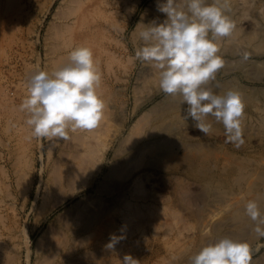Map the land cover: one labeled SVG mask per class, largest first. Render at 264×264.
I'll use <instances>...</instances> for the list:
<instances>
[{
	"label": "rangeland",
	"instance_id": "rangeland-1",
	"mask_svg": "<svg viewBox=\"0 0 264 264\" xmlns=\"http://www.w3.org/2000/svg\"><path fill=\"white\" fill-rule=\"evenodd\" d=\"M73 1L74 0H0V219L3 217L7 218L4 219V221L2 220L6 226H3V223H1L0 220V225L2 227L0 228V236L3 235L1 237L2 239L0 238V264H28L27 248L23 233L25 226L31 232V249H33V251L31 254L30 264H36L37 260L45 263L46 260L44 258V253H37V242L43 237V234H46L47 229H52L50 225L53 224L58 214L63 212L66 208H69L73 203L81 200V198L85 197L87 194H94L95 196L98 195V197L95 198V201H98L99 199L97 198H100V202H103L105 205L110 206L113 204L112 206H123V204H130V208L134 210L138 204L143 202V198H146V196L152 192H154V194L155 192H157L156 194H160L158 196H161L162 194V196L172 198L164 201V204L159 203L154 207L155 210H157L156 207L159 205H163L161 207L162 209L165 207V211L163 210L161 216H153L154 218L147 217L150 221H148L145 216H142L139 217L140 219H135V227L133 224L128 227L134 231L133 233L131 230L132 237L129 239L132 238L136 240H120L118 242L119 244L117 243V246L115 245L118 249L116 250L114 247L111 252L108 249V255H106V257L99 256L96 258L95 255L93 256L95 258L80 259V261H74L73 264H95V262H98L96 264H100L103 261L105 262V260L112 258H119L118 263L122 264L123 257L126 254H131L134 258L140 261V264H156V262L157 264H159L158 262H161L160 264H163V262L164 264H189V258L197 254L204 246L216 243L225 237L233 240L238 239L237 241L247 242L251 250L250 264H264V238L258 239L255 237L256 239H254L252 236L253 227H251V230L250 228H247L244 229L245 231L242 233L237 234L234 223L220 222L223 221L225 217L224 210L226 207H222V205L218 204H216L218 209L216 207L212 208L213 211H216L214 216L215 224H206L208 228L203 226L205 224L200 226L192 217V219L190 218L186 209L177 204L173 197L175 195L170 196L172 193H177L175 190L176 188H172L168 183V177L164 176L166 174L162 171L161 166L155 168L150 167L147 164L148 158H144L143 161L142 159H139L140 157L132 158L133 151L137 150L140 145L145 142H153L157 138L160 139L161 137L166 140H164L163 143L166 146H170L173 150L175 155L173 158L184 155L187 144L192 147H198L200 144L202 145L203 143H207V141L214 144V147L216 148H213V154L217 155L223 163H229L232 159V156L224 153L231 152L234 155L237 153L235 152L237 148L234 147L233 144L225 142V135L223 133L217 134L214 132L209 135H204L195 128L187 129L186 126H181L183 129L179 128L174 132L171 131L165 135L159 130L151 131L148 128L149 126L144 123L146 122L144 114H146L155 104L164 106L173 99V97L169 98V95L164 94L159 89V75H157V78L152 77V81L147 84L146 88H141L142 91L140 89L134 91L136 85L134 83L138 77L136 74H139L138 71L142 70L144 63L133 59L135 49L138 47L137 39L133 37V33L137 30L136 26L138 23H144L148 12L151 10L150 8H152L153 5L156 6L157 0H136V2L135 0H106L108 4L105 0H101V7L99 5L100 0L89 1L90 4H87V2L83 3V5L74 4ZM163 1L160 0V2ZM255 2L259 13L258 11H256L257 13L255 12V14L251 12V16L247 15L245 17H241L245 21L240 18V21L237 18H234L237 22H233L237 27H243L242 31H253V22L264 25V0H257ZM98 8L100 12L96 11ZM85 9L89 10L91 13L89 12L87 20L81 26V23L76 21L75 23L74 20H76V17L82 14ZM101 11L104 13L102 14ZM260 12L263 15L260 14ZM97 14L101 15V17ZM93 15L96 17L95 22H93L95 20ZM98 16L99 18H97ZM247 20L252 24L246 22ZM91 23L93 24L91 25ZM78 27L81 30H79L80 32L78 31ZM78 32L81 35H79ZM72 33L75 38L72 36ZM77 33L83 40H81L79 36V38L77 37ZM86 33L90 35L88 36ZM55 34L59 36L57 37ZM82 34L85 37V44H88L87 47L90 48L89 45H93H91L92 48L90 49L93 52V58L94 56L96 57L94 58V63L96 68L99 69L98 71L100 72L101 77L103 76L101 81L102 85H100L98 88L99 92H97L100 94L99 96L104 100V102L109 101V104L108 102L105 104L104 117L99 126L94 130H77L75 133L69 131V138L67 140L59 138H53L52 140L37 139L32 136V129L26 124V120L28 118L27 113L22 112L19 107L27 94V81L29 76L37 69L51 74L54 70H57V68L59 69L60 66L62 67L66 65L69 62L67 59L72 49L74 50L76 46L79 47V45H85L82 43L84 42ZM90 36L92 37L91 43ZM96 37H98L99 41H96ZM135 39L136 43H134ZM79 40H81L82 44L80 42L78 43ZM229 41L231 40H223V43L220 44L221 50L223 49V45L225 46V44H230ZM73 44H75V46ZM95 48L96 50H100V52L96 51ZM101 50L107 54L105 55L101 52ZM240 53L243 52L231 55L229 52L223 53V50L222 52L220 51L219 54L224 58L225 66L217 73L216 80L213 82V85L216 86L218 84L219 89L238 87L237 89L241 90L242 93L257 96L259 99L257 104L263 105L264 107V53L252 55V52H248L251 55H249V59L246 61L241 58ZM113 55H115V57H113ZM107 61H111L110 63L113 67ZM235 61L237 62L235 63ZM256 62L259 66H257ZM106 64L109 66L106 67ZM237 66H239V68ZM153 81H155L154 84ZM149 84L152 85L148 87ZM223 85L225 87H223ZM116 87H119L120 89H115ZM116 92L118 93L116 94L117 96H110ZM114 100L118 101L116 102ZM120 101L122 104L119 103ZM111 104L112 106H110ZM115 105L117 107V111L114 109ZM141 105L142 107L138 113L134 114L136 108ZM121 120L126 121L128 128L132 126L134 122L142 120L139 123V127L142 131L139 132L135 141H130L126 138L127 136L125 135H128V128L124 130V134L119 131ZM254 142L255 139L253 140V147L248 149L249 156L251 158H258L257 147ZM241 147L239 149H241ZM226 158L230 160H227ZM74 160L80 164L79 168L81 170V174H83V178L88 177L87 179H89L94 176V185L76 197L75 200L68 202L65 206L60 207L58 210H55L49 215L47 220L43 222L40 228L34 229V215L41 208L43 204L42 201L44 200L42 198V194H44L46 189L52 187L54 179L61 176L65 169L70 166L71 163L75 162ZM118 160L119 163H117ZM113 168L123 169L127 171V173L124 175H113ZM88 174L89 176H87ZM49 175L51 180L49 179ZM163 177H165V179ZM28 186H32L31 196H29L28 201L25 204V188ZM110 199L112 200L110 201ZM170 200H172V202ZM168 203L170 204L168 205ZM216 216H219L218 219L215 218ZM219 222L222 223L220 228L217 224ZM136 223H138V226ZM216 226L218 228H216ZM3 227H5V230ZM202 227H205V229ZM49 232L50 231H48V233ZM165 234H167L168 237L164 236ZM8 235L9 238L11 235L12 239L5 237ZM234 237L236 239H234ZM248 237L250 238L248 239ZM5 239L9 240L6 241ZM44 242L45 239H43L42 243ZM6 245L8 246L6 247ZM162 258L165 260L163 259L162 261ZM169 258H171V261ZM166 259L169 260L166 261Z\"/></svg>",
	"mask_w": 264,
	"mask_h": 264
},
{
	"label": "bare ground",
	"instance_id": "bare-ground-1",
	"mask_svg": "<svg viewBox=\"0 0 264 264\" xmlns=\"http://www.w3.org/2000/svg\"><path fill=\"white\" fill-rule=\"evenodd\" d=\"M70 1H72V0H70ZM89 1H93V0H74L73 3L74 4L76 3L78 5H81V4L83 5V3H87V2H88L87 4H90ZM102 1L101 0L99 1L100 2V4H99L100 7H101V2ZM255 1H257V0H230V11H228L226 14L230 16L232 21H236V20H234V18L235 19L237 18L239 20V18L243 19L241 17H245L247 15L251 16V14H250L251 12H253L255 14V12L258 11V13H259V10H257V5H256ZM105 2H106V0H105ZM135 2H136V0H135ZM163 2H165V1H163ZM208 2L211 3V0H208ZM23 6H25V5H23ZM153 6H152V8H150L151 10L148 12L146 20H144L143 24H145V25L151 23L153 20H156L157 23H160V22H163V20L166 18L163 13H160V12L157 11L156 6H154V7ZM96 11L100 12L99 8ZM89 12H90L89 10L85 9L82 14H80L78 17H76V20H74V22L76 21L78 23H81L80 25L82 26L83 23L87 20ZM103 13L104 12H102V14ZM93 14H94V12H93ZM260 14H262V13L260 12ZM97 15H99V14H97ZM99 16L101 17V15H99ZM99 16L97 18H99ZM61 18H63V17H61ZM247 18H249V17H247ZM253 18H254V16H253ZM90 20H88V21H90ZM95 21H96V17H95V20L93 22H95ZM74 22H73V25H74ZM246 22H248V20ZM248 23L252 24L250 22H248ZM92 24L93 23H91V25ZM245 24H247V23H245ZM253 24L255 26L254 27L253 25H251L254 28V30L252 29L253 31H250V32L249 31H242L243 27L240 26L241 27L240 28L239 26L238 27L236 26L233 34L230 37H226V38H223L220 41H218L219 44H221V43H223L224 39L231 40V41H229L230 44H225V46L223 45V49H222L223 53L224 52H227V53L229 52L231 55H235V54H238V52H244V51L245 52L246 51L252 52V55L264 53V25H262L260 23H257V22H253ZM115 25H116V23H115ZM141 27H142V25H141ZM245 27H246V25H245ZM79 30H80V28L78 29V31ZM139 31H140V28H137V30H135L134 33H133V37L137 39V45L138 46H139V41H138V32ZM103 32H105V31H103ZM78 33H77V37L79 35H81L80 33L78 35ZM86 34H88V33H86ZM89 35L90 34H88V36ZM72 36L74 37L73 33H72ZM82 36H83V34H82ZM96 36H97V34H96ZM103 38H105V37H103ZM90 39H91L90 40V43H91L92 37ZM93 39H94V37H93ZM95 39L97 41L98 37H96ZM136 39L134 40V43H136ZM81 40H83V39L81 38ZM81 40H79L78 43L79 42L81 43ZM82 43L85 44V37H84V42H82ZM96 44H94V45H96ZM73 45L75 46V44H73ZM91 45H89L90 48H92V46H93V45L92 46ZM79 46H81V45H79ZM84 46L87 47L88 44L86 43ZM67 47H69V46H67ZM100 47H102V46H100ZM95 50H96V48H95ZM222 50H221V52H222ZM60 51H61V49H60ZM96 51L100 52V50H98V49ZM101 52L104 53L105 55L107 54V53L103 52L102 50H101ZM249 55H251V54H249ZM97 56H98V54H97ZM103 57H104V55H103ZM113 57H115V55H113ZM94 58H96V57L94 56ZM98 60H99V58H98ZM98 60H97V62H98ZM100 60H102V59H100ZM109 60H111V59H109ZM116 60H115V62H116ZM107 62H109V61H107ZM236 62L237 61H235V63ZM256 64H257V62H256ZM109 65L106 64V67L109 66ZM241 65H242V63H241ZM111 66L113 67L112 64H111ZM143 66L144 67L142 68V70L138 71L139 74H136L138 77H137V80H135L136 82L134 83V84H136L134 91L135 90L137 91L138 89L141 90V88L142 89L146 88L147 84L152 81V77H156L157 78V75H159V72H158L157 69L152 68L151 66H149L147 64H144ZM257 66H259V65L257 64ZM237 67L239 68V66H237ZM105 69H107V68H105ZM263 70H261V71H263ZM118 80H120V79H118ZM256 80H258V79H256ZM113 82H114V80H113ZM154 82L155 81H153V84H154ZM151 85L152 84H149L148 87L151 86ZM211 86L217 92H223V91H226L228 89L238 90L241 93L242 98H243V102L245 104L243 124H242L245 143H244V146L241 147V149H237L235 151V152H237L236 153L237 155L236 154L234 155L231 152L224 153L226 155L232 156V159H231V161H229V163L221 162L220 159L217 157V155L213 154V148H216V147H214V144L210 143L209 141H207V143H203L202 145L200 144L198 147H192L189 144H187V146L185 147V154L182 155L181 157L173 158V157H175L173 150L171 149L170 146H166L163 143V141L165 139L163 137H161V136H160L161 137L160 139H158V138L156 140L154 139L155 141H153V142H145L142 145H140L139 147L137 146L138 147L137 150L133 151L132 158H135V157L139 158L140 157L139 159H142V161H143L144 158H148L147 164L150 167L155 168V167H158V166L160 167L161 166L162 171L166 174L164 176L168 177V183L171 185L172 188H174V187L176 188L175 190H176L177 193H175V194H173V193L170 194L169 193L170 196L171 195H175L173 197L176 200L177 204H179L182 208L186 209L188 211V214L190 215V218L192 217L200 226H202L203 224H205L203 226H206V224L207 225L215 224L214 216H215V212L216 211H213L212 208L213 207L215 208L216 204H218V205H222V207H226V209L224 210L225 211V217H224L223 221H220V222H223V223H234L235 226H236L237 234H240L243 231H245L244 229L250 228V230H251V227L255 226V223L253 221H251L250 218H248L246 216V214H245V205H246V203L249 200H256L258 202L260 208H261V211L264 212V107H263V105H258L257 104V101H259L257 96H255V95H247L245 93H242L241 90L237 89L238 87L237 88H233V87L230 86L231 88H227L228 87L227 86L226 87L227 89H219L215 85H213V83H212ZM223 87H225V86L223 85ZM117 88H119V87H116L115 89H117ZM129 90H131V89H129ZM97 91H98V89H97ZM121 93H123V92H121ZM116 94H118V93L117 92L113 93L110 96H113V95L115 96ZM171 97H173V96H169V98H171ZM114 101L117 102L118 100H114ZM121 101L119 103H121ZM167 101H169V100H167ZM106 102H108V104H109V101H106ZM106 102H105V104H106ZM158 103H160V102H158ZM142 105L138 106L136 108V111L134 112V114L138 113V111L141 109ZM110 106H112V104ZM122 106H124V105H122ZM116 108L117 107L115 105L114 109L116 110ZM184 108H186V105H182L181 104V98L179 96L173 97L172 101H170L168 104H166L164 106L159 105V104H155L151 109L148 110L147 113L145 112L146 114H144V119H145L146 122H144V123L149 126L148 128L151 131L159 130L162 134H165V135L167 133L171 132V131L174 132L175 130H177L179 128H182L181 126H186L187 129L194 128L192 126L193 122L191 120L186 122L183 119L182 115H183ZM122 110H124V109H122ZM122 112H120V113H122ZM117 115H119V114H117ZM117 118L119 119L118 116H117ZM148 118H149V120H148ZM122 120H121V124H120V130L119 129L118 130L123 133L124 130L126 128H128V127H127L126 121H122ZM126 120H127V118H126ZM209 120L213 124V131L211 133L215 132L217 134H220V133L224 134V128H223L222 124L216 123L214 121V118H212V117H210ZM140 121H142V120H138L137 122H134V124L128 128V133H127L128 135H125V136H127L126 138H128V140L135 141V139H137V136H138L139 132L142 131L141 128L139 127ZM121 132H120V134H121ZM117 135H119V134H117ZM159 135H161V134H159ZM121 138L123 139L122 136H121ZM254 139H255L254 143H256L255 146L257 147L258 158L257 157L256 158H251L249 156V150L248 149L253 147L252 144H253V140ZM87 151H86V153H87ZM134 152H136V153H134ZM116 153H117V151H116ZM129 156H131V155H129ZM128 160H130V159H128ZM227 160H230V159H227ZM76 161H77V159H76ZM76 161L71 163L70 166H68L65 169L64 173L62 172L63 174L61 176L55 178L54 181L52 180L53 184L48 180L52 184V187L51 188L47 187L48 189H46V190L44 188L45 191H44V194H42L43 195L42 198L44 199L42 201L43 204H42L41 208L34 215V226H33L34 229L40 228V226H42L43 222L46 221L47 218L49 217V215L51 213H53L55 210H58L60 207L65 206L68 202H71V201L75 200L76 197H78L80 194L84 193L86 190L90 189L94 185V182H95L94 176H93V178H89V179H87L88 177H86V176H85L86 178H83L82 177L83 174H81V170L79 168L80 164L77 163ZM125 161H127V160H125ZM117 163H119V160H118ZM123 165H124V163H123ZM61 168H63V167H61ZM125 168H127V167H125ZM110 169H111V167H110ZM124 171L125 170H123V169L113 168L112 174L113 175H124L125 173H127V171H125V172ZM93 173L96 174L95 172H93ZM87 176H89V174ZM91 177H92V175H91ZM50 178L51 177L49 175V179ZM163 178L165 179V177H163ZM44 185H46V184H44ZM191 186H195V187H191ZM31 188H32V186L31 187L28 186V187L25 188L26 189L25 190L26 191L25 198H24L25 199V204L27 203L29 196H31L30 195L31 194ZM162 190H164V189H162ZM175 190H173V191H175ZM41 191H43V190H41ZM128 191H126V192H128ZM164 191H166V190H164ZM156 193L157 192H155V194H154V192H152L149 195H147L146 198L142 197L143 198V202L138 204V206L134 210H132L130 208V206H131L130 204H126V205L123 204V206L125 205L124 207L123 206H118V205L112 206L113 204L109 206V205H105L103 202H100V198H97L99 200L95 201V198L98 197V195H96V196L94 194L85 195V197L81 198V200H79L76 203H73L69 208H66L63 212H61L60 214H58L56 216L53 224L50 225L52 229L51 230L47 229L46 234H43V237L40 238L39 241L37 242L38 243L37 253L38 254H39V252L44 253V258L46 260L45 263L43 262L44 264H49V263H54V264H73L74 261H80V259L95 258V257H93L95 255H96V258H98L99 256L100 257H103V256L106 257V255H108V253H107L108 249H106L105 245L107 243H109L111 236L114 235V236H117V237H123V239H121V240L134 241L136 239H132V238L129 239L130 237H132L131 230L133 231V229H129L128 227L131 226L132 224L135 227V223L134 222L136 221L135 220L136 218L138 219L139 217L145 216L146 219L148 220V218H152L153 216H159V215L161 216V213L163 212V210L165 211V209H164L165 207L163 209L161 208L163 205H159L158 207H156L157 210H155L154 207L157 206V204H159V203L164 204L165 203L164 201H167L168 199H171L172 197L169 196L170 198H168V196H162V194H161V196H158L160 194H156ZM144 197H145V195H144ZM111 200L112 199H110V201ZM101 201H102V198H101ZM170 201L172 202V200H170ZM0 202H1V200H0ZM128 203H130V202H128ZM169 204L170 203H168V205ZM219 208H220V206H219ZM219 211H221V210H219ZM172 213H173V211H172ZM220 214H221V212H220ZM2 216H4V215H2ZM221 216H222V214H221ZM218 217L216 216L215 218L218 219ZM4 219H7V218L3 217L0 220H1V223H3V226H6V224L3 222ZM176 219H178V218H176ZM144 220H145V218H144ZM148 221H150V219ZM220 222L217 223L219 225V228H220V226H222V223H220ZM136 224L138 226V223H136ZM0 228H2L1 225H0ZM3 228L5 230V227H3ZM159 228H160V226H159ZM202 228L205 229V227H202ZM206 228H208V227L206 226ZM216 228H218V227L216 226ZM6 230H9V229H6ZM48 231H50V232L48 233ZM23 233H24V238H25V240H24L25 241V245H26V248H27V261H28L27 263L30 264L31 254H32V251H33V249H31V247H32L31 232L25 226V229L23 230ZM133 233H134V231H133ZM181 233H183V232H181ZM4 234H6V233H4ZM229 234H231V233H229ZM11 235H10V238H11ZM2 236H0V238ZM164 236L168 237L167 234H165ZM252 236H253L254 239H256L255 237H257L254 232H252ZM5 237L9 238V235L5 236ZM12 237H14V236H12ZM240 238H243V237H240ZM249 238L250 237H248V239ZM43 239H45L44 243H42ZM234 239H236V238L234 237ZM5 240L8 241L7 239H5ZM242 240H244V239H242ZM1 244H2V242H1ZM7 246L8 245H6V247ZM4 249H5V247H4ZM117 249H118V247L116 248V250ZM110 252H111V250H110ZM35 253H36V251H35ZM164 258H162V261H163ZM118 259L112 258V259H109V260H105V262L103 261L100 264H119L118 263ZM169 259L171 261V258H169ZM168 260L166 259V261H168ZM43 263L39 262L38 260L36 262V264H43ZM96 263H98V262H95V264ZM158 263L160 264L161 262H158ZM156 264H157V262H156ZM163 264H164V262H163ZM170 264H172V263H170Z\"/></svg>",
	"mask_w": 264,
	"mask_h": 264
},
{
	"label": "clouds",
	"instance_id": "clouds-1",
	"mask_svg": "<svg viewBox=\"0 0 264 264\" xmlns=\"http://www.w3.org/2000/svg\"><path fill=\"white\" fill-rule=\"evenodd\" d=\"M156 9L165 15L163 22L153 20L137 24L139 46L134 60L159 72V89L166 95L179 96L186 105L183 119L204 135L213 131L209 118L224 128L225 142L239 149L244 145L245 104L238 90L217 92L211 86L225 66L218 41L230 37L235 23L226 13L230 0H157ZM142 25V27H141ZM243 60L249 53L240 54ZM69 62L51 74L37 69L27 81V94L20 110L27 113L26 124L37 139L67 140L69 131H91L104 117L105 102L97 89L101 74L93 52L86 46L69 53ZM218 88L219 85L217 84ZM245 214L255 223L252 231L264 238V212L256 200L245 205ZM123 237L111 236L106 249L112 250ZM247 242L225 237L204 246L189 258V264H250ZM122 264H140L131 254Z\"/></svg>",
	"mask_w": 264,
	"mask_h": 264
}]
</instances>
